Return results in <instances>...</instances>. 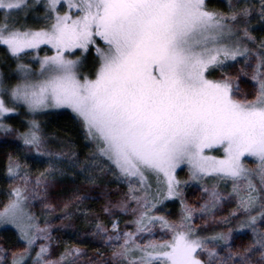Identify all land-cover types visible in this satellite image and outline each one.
<instances>
[{"label":"snow or ice","instance_id":"obj_1","mask_svg":"<svg viewBox=\"0 0 264 264\" xmlns=\"http://www.w3.org/2000/svg\"><path fill=\"white\" fill-rule=\"evenodd\" d=\"M224 3L0 0V50L14 63L0 72V132L15 134L25 155L44 165L33 173L6 156L11 183L0 224L12 225L23 247H0V264H264V36L253 28L255 21L264 31V0ZM21 109L23 131L5 123ZM50 109H68L80 124L92 146L84 160L70 141L57 145L44 132L35 117ZM72 172L88 185L117 186L101 193L107 224L81 209L95 197L79 188L59 217L63 226L70 205L82 213L107 260L99 251L95 261L83 259L78 245L54 256L47 215L41 227L30 210L39 202L42 214L54 211L49 191ZM193 183L201 195L189 203L184 190ZM167 202L178 205L175 213ZM226 203L234 207L216 216ZM123 216L130 219L121 228ZM209 217L234 227L201 235ZM242 230L251 240L233 250L230 238Z\"/></svg>","mask_w":264,"mask_h":264},{"label":"rangeland","instance_id":"obj_2","mask_svg":"<svg viewBox=\"0 0 264 264\" xmlns=\"http://www.w3.org/2000/svg\"><path fill=\"white\" fill-rule=\"evenodd\" d=\"M209 0H207L208 2ZM209 8H224L225 3L224 0H210ZM255 21L253 23L254 27ZM260 26V25H259ZM259 26H257L259 28ZM261 30V26H260ZM255 34L258 36L257 32ZM260 36V35H259ZM43 51L40 52V55H44ZM51 54V53H48ZM27 59V58H25ZM86 63V62H85ZM87 65V64H86ZM240 87L242 90L250 91L252 88V83L247 78L241 77L239 80ZM60 110H68V109H50L49 111H60ZM70 111V110H69ZM42 129L45 133L49 134L50 138L55 139L57 145L61 142H69V140H64L61 137H58L55 134L50 133L47 129L41 124ZM81 127V126H80ZM82 129V128H81ZM89 151L92 146L87 142ZM70 147H72L70 145ZM74 151L78 153L79 159L84 160L85 156L81 155L77 150L73 148ZM8 153H12L15 157H18L21 164L27 163L35 173L37 168H43V164H37L33 159L27 157L25 152L22 149L20 142L15 138V134L11 136H5L2 132H0V159L6 162V156ZM87 153V154H88ZM212 154H217L213 152ZM31 163V164H30ZM38 167H34L36 164ZM246 163L251 165L252 161L249 158ZM78 172V170H77ZM187 169H178L177 175L179 179H187ZM106 178L101 177V181H104ZM107 179H111L108 177ZM80 180V182H78ZM71 181V182H70ZM82 181V182H81ZM11 182H9L10 184ZM9 186V185H8ZM116 185L112 183H104L98 182L96 186L88 185L83 180V176L77 175L76 172H72L71 174L64 175L62 177H58L56 180V186L51 188L49 191L48 203L52 204L54 207V211L49 212L47 214L41 213V204L39 202H33L30 205V210L34 212L36 215L40 216V225L41 227L44 224L45 215H47L50 224H51V236L54 238V242L51 245L52 254L55 256L58 253L64 250L65 246L78 245L84 250L83 259L92 258L94 261L97 259V252L103 253L101 257L102 260L109 259V249L106 248L99 238H94L89 233L91 232V227L88 223L85 222L84 215L82 213L76 212L73 206H69L68 211L72 213V215L67 218L63 222V226H61L62 221L59 219L61 216V209L63 207V202L67 201L73 191L79 188V194L84 195L88 193L95 197L94 199H84L81 202V209H87L89 213L95 214L101 218L106 224L108 223V218L102 213L101 209L105 203V197L101 194L103 191L113 192L116 189ZM223 187V185H221ZM185 196L189 203H196L199 196L201 195L199 191V186L195 183L187 186L185 188ZM7 199V198H6ZM5 199V200H6ZM5 200H0V206ZM177 204L173 202H167L165 204V208L172 213H175L177 210ZM198 206V204H197ZM234 207V203H226L223 205L222 209L216 212V216H225L228 214L229 209ZM255 214V213H253ZM130 219L129 216H123L120 218L121 223L120 227L124 228V221ZM195 223L197 225H204L205 221L203 219H196ZM234 227V222L232 225H218L215 224L211 217L207 220V227L203 228L201 231V235H211L215 231L225 230L227 227ZM258 227L264 229V222L258 221ZM127 230V229H125ZM8 232L12 233V236L8 235ZM251 240V232L248 230L242 231H234L232 237L230 238L229 243L231 244L233 250H236L238 247L242 248L243 245L247 244ZM43 241H37V244L42 243ZM0 247L5 249L16 250L18 248L23 247L22 241L17 239V232L15 228L10 224H0ZM222 251V249H220ZM223 254V252H222Z\"/></svg>","mask_w":264,"mask_h":264},{"label":"trees","instance_id":"obj_3","mask_svg":"<svg viewBox=\"0 0 264 264\" xmlns=\"http://www.w3.org/2000/svg\"><path fill=\"white\" fill-rule=\"evenodd\" d=\"M209 2L210 0L207 2L208 6H210ZM22 14L23 13H20V15ZM29 19H31L30 16ZM259 25V23L255 22V32H257V34H259L260 36H264V31L260 30L261 25ZM257 26H259V28ZM91 60L92 53H89L86 60V67L90 66ZM25 62H27V59H25ZM10 67H14V63L6 61L3 55V51L0 50V72L6 73L8 71V68ZM35 118L38 119L50 133L55 134L58 137L63 138L64 140H69L71 142L70 145L72 146V148L77 150L81 155L85 156L88 153L89 147L87 141L84 138V131L83 129H81L80 124L75 120L71 111H47L46 114L39 115ZM24 119H27V117H24L23 110L21 109V115H10L5 120V123L10 124L13 128H18L20 131H23L24 126L22 124V121ZM4 165L5 161L0 159V200H5L7 198V196L5 195V189L8 187L10 182V180H8L5 176ZM34 167H38L37 164ZM78 182H80V180H78ZM12 234L13 232H8V235L12 236Z\"/></svg>","mask_w":264,"mask_h":264}]
</instances>
